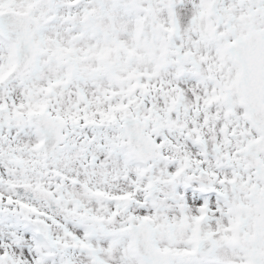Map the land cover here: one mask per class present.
I'll return each instance as SVG.
<instances>
[{
	"label": "snow or ice",
	"instance_id": "1",
	"mask_svg": "<svg viewBox=\"0 0 264 264\" xmlns=\"http://www.w3.org/2000/svg\"><path fill=\"white\" fill-rule=\"evenodd\" d=\"M0 264H264V0H0Z\"/></svg>",
	"mask_w": 264,
	"mask_h": 264
}]
</instances>
